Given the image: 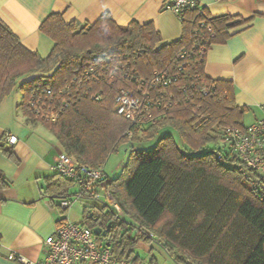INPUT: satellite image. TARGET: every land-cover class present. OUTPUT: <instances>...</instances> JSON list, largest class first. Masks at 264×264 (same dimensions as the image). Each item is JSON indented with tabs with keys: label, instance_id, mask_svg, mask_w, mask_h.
I'll list each match as a JSON object with an SVG mask.
<instances>
[{
	"label": "trees",
	"instance_id": "obj_1",
	"mask_svg": "<svg viewBox=\"0 0 264 264\" xmlns=\"http://www.w3.org/2000/svg\"><path fill=\"white\" fill-rule=\"evenodd\" d=\"M180 19L181 38L162 43L153 22L118 24L109 12L94 22L66 21L53 11L40 25L54 39L42 56L0 18V102L19 87L23 113L49 127L63 152L80 165L104 167L111 154L129 144L121 171L105 180L122 213L111 200L90 210L85 205L80 222L103 229L111 222L100 241L110 242L116 258L137 260L140 242L156 241L179 264H264V190L250 185L244 176L250 169L244 164L240 169L225 134L228 126L246 125L250 108L237 104L232 80L205 74L208 49L202 59L198 54L178 58L195 43L210 47L226 41L252 16L212 15L204 6L186 9ZM158 71L178 78L153 84ZM138 87L147 90L154 118L134 124L117 111L116 97L121 88ZM51 113L56 122L43 117ZM145 143L150 147H139ZM0 150L13 154L6 138ZM0 181L7 182L2 175ZM45 184L46 197L63 213L68 207L61 200L74 201L80 193H70L78 183L58 171L46 175ZM156 260L152 254L148 261Z\"/></svg>",
	"mask_w": 264,
	"mask_h": 264
},
{
	"label": "crops",
	"instance_id": "obj_2",
	"mask_svg": "<svg viewBox=\"0 0 264 264\" xmlns=\"http://www.w3.org/2000/svg\"><path fill=\"white\" fill-rule=\"evenodd\" d=\"M201 2L212 15L252 16L250 22L232 29L234 34L226 41L211 44L206 54L205 74L212 79L232 80L236 102L250 108L248 112L252 113L253 122L262 116L260 104L264 103V2ZM53 11L61 12L66 21L94 22L109 12L118 24L153 22L162 43L178 40L183 33L180 17L164 8L163 0H0V18L20 37L24 46L42 56L51 51L54 39L41 31L40 25ZM20 101L14 88L0 102V141L6 132L18 136V141L12 144V155L0 150V175L7 181H0V264H26L10 258L11 252L31 261L42 259L46 253V238L55 233L65 214L62 207L45 195V176L56 173L55 161L63 148L49 127L23 113L18 106ZM105 167L111 178L122 165L113 169L118 168L114 175ZM72 205L82 213V219L74 221L81 222L84 206L77 198ZM156 244L163 258L161 262L155 256L157 264H179Z\"/></svg>",
	"mask_w": 264,
	"mask_h": 264
},
{
	"label": "built area",
	"instance_id": "obj_3",
	"mask_svg": "<svg viewBox=\"0 0 264 264\" xmlns=\"http://www.w3.org/2000/svg\"><path fill=\"white\" fill-rule=\"evenodd\" d=\"M163 6L180 17L188 8H197L202 11L205 5L201 0H163ZM201 24H205L203 20ZM208 47L206 44L195 43L191 48L182 49L178 58L187 60L198 54L199 58L202 59L204 51ZM181 68L182 65L178 69ZM177 78V74L169 73V71H158L155 72L151 83L167 85ZM204 91H206L205 88ZM47 93H51V90H47ZM147 95V90L142 87H138L136 91L121 88L116 97L117 111L130 118L134 124L151 120L154 118V112L150 110ZM36 103V99L33 98L31 105H36ZM66 105L65 102L62 108ZM260 109L262 116L250 124H246L244 127L231 125L225 129L226 139L230 141L233 151L240 158V169L242 170V164L250 169L244 171V176L257 191L264 190V103L260 104ZM38 112L41 113L42 110L38 109ZM43 117L52 122H56L58 118L55 113L43 114ZM5 138L10 144H15L18 141V136L12 132H6ZM54 168L78 183L80 193L77 197L88 194L97 198L101 196L99 190L103 188L105 196L111 200L113 207L122 213L120 204L115 201L113 194L105 188L106 172L104 167L95 168L89 165H80L73 157L62 151L56 158ZM60 203L63 207H69L73 201L63 199ZM106 242L100 241V234L96 233L94 228L76 222L70 219L69 215L64 214L55 233L49 235L45 240L46 253L42 259L31 261L14 252H11L9 257L26 264H150L144 258L137 260L116 258L112 248Z\"/></svg>",
	"mask_w": 264,
	"mask_h": 264
},
{
	"label": "rangeland",
	"instance_id": "obj_4",
	"mask_svg": "<svg viewBox=\"0 0 264 264\" xmlns=\"http://www.w3.org/2000/svg\"><path fill=\"white\" fill-rule=\"evenodd\" d=\"M34 74H37V73H34ZM28 76L24 77V78H27ZM23 79V78H22ZM16 92L18 94V96L20 97V99L22 100V97H23V92L22 90L17 87L16 88ZM254 119V117L252 116V113L251 112H247L246 115H245V124H250L252 122V120ZM165 132V130L163 129L161 133ZM171 132L174 134L178 144H182L181 142V139L179 138V136L175 133V131L171 130ZM149 143V142H148ZM151 143H154L151 142ZM129 144H126V145H123L118 152H114L113 154L110 155V157L108 158L107 162H106V171L107 172H110V175H114V173H116L117 169L114 171L113 169L118 166L120 164V166L124 165L126 159H127V155H128V152H127V147ZM139 147H143V148H149L150 147V144H146L143 145V146H139ZM111 169L113 170V172H111ZM122 169V168H121ZM121 169L119 170V172L121 171ZM117 172L116 175L119 173ZM79 185L76 184V185H73L69 192L72 193V194H77L79 193L78 191V188ZM99 192H101V196H99L98 198H95V197H77L78 195H76V198H77V201L82 205V206H85V205H89L90 208L94 207L95 206H105V204L109 202V199L105 196L104 194V189L101 188L99 190ZM75 198V196H74ZM108 209L109 207L106 206ZM65 214L69 215L70 219L72 220H81V216H82V213L81 211L78 210V208H76L75 206L73 205H70L69 206V209L65 212ZM158 245H161L159 242H157ZM153 246L152 250L149 251L150 247ZM156 244V241H154V243L152 242L151 245L145 243L144 241H141L139 246L137 247V252L141 255V258H144L146 260H149L150 256L152 254H154L158 259L159 261L163 262V258L162 256L160 255V251L157 247Z\"/></svg>",
	"mask_w": 264,
	"mask_h": 264
},
{
	"label": "water",
	"instance_id": "obj_5",
	"mask_svg": "<svg viewBox=\"0 0 264 264\" xmlns=\"http://www.w3.org/2000/svg\"><path fill=\"white\" fill-rule=\"evenodd\" d=\"M92 215V214H91ZM111 227V222L108 223L107 227L106 228H102L101 226H96L94 227V231L98 234H101V235H105L107 230H109ZM107 245H110V242H106Z\"/></svg>",
	"mask_w": 264,
	"mask_h": 264
}]
</instances>
